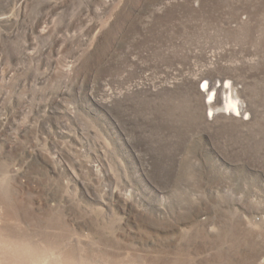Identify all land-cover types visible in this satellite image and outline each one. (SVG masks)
Wrapping results in <instances>:
<instances>
[{
    "label": "rangeland",
    "instance_id": "374dc122",
    "mask_svg": "<svg viewBox=\"0 0 264 264\" xmlns=\"http://www.w3.org/2000/svg\"><path fill=\"white\" fill-rule=\"evenodd\" d=\"M0 264H264V0H0Z\"/></svg>",
    "mask_w": 264,
    "mask_h": 264
},
{
    "label": "bare ground",
    "instance_id": "6f19581e",
    "mask_svg": "<svg viewBox=\"0 0 264 264\" xmlns=\"http://www.w3.org/2000/svg\"><path fill=\"white\" fill-rule=\"evenodd\" d=\"M202 84H203L202 87H203L204 95L206 96V98H208L209 103H211L212 100H214L216 92H223V94H225L226 86L225 88H222L220 90L218 85H215L213 83L211 84V83L203 82ZM223 98H224L223 105L216 109H213L211 107L210 115L212 116L215 115L216 112H219L221 108L222 109L224 108L225 112H227L228 114L232 113L235 114L236 116H241V117L248 113V107L243 100L238 98L240 101L235 99V101L233 102L232 97L230 95H224Z\"/></svg>",
    "mask_w": 264,
    "mask_h": 264
},
{
    "label": "built area",
    "instance_id": "2783aa9c",
    "mask_svg": "<svg viewBox=\"0 0 264 264\" xmlns=\"http://www.w3.org/2000/svg\"><path fill=\"white\" fill-rule=\"evenodd\" d=\"M206 82V81H205ZM208 83V82H207ZM249 116V113H247L246 115H243L242 117H245V118H247ZM239 117H241V116H239Z\"/></svg>",
    "mask_w": 264,
    "mask_h": 264
}]
</instances>
